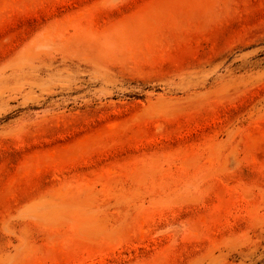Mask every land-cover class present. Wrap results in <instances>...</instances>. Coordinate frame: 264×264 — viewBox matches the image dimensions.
I'll use <instances>...</instances> for the list:
<instances>
[{
	"label": "rangeland",
	"instance_id": "rangeland-1",
	"mask_svg": "<svg viewBox=\"0 0 264 264\" xmlns=\"http://www.w3.org/2000/svg\"><path fill=\"white\" fill-rule=\"evenodd\" d=\"M0 264H264V0H0Z\"/></svg>",
	"mask_w": 264,
	"mask_h": 264
}]
</instances>
